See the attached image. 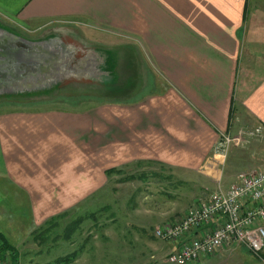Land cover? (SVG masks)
Masks as SVG:
<instances>
[{
	"label": "crops",
	"instance_id": "0c3cea01",
	"mask_svg": "<svg viewBox=\"0 0 264 264\" xmlns=\"http://www.w3.org/2000/svg\"><path fill=\"white\" fill-rule=\"evenodd\" d=\"M73 26L93 45L90 86L0 113V203L25 194L39 225L112 182L169 180L191 199L264 170L251 160L264 150V0H0L5 36L70 42ZM222 135L243 136L227 159ZM196 264H264V248L233 243Z\"/></svg>",
	"mask_w": 264,
	"mask_h": 264
},
{
	"label": "rangeland",
	"instance_id": "374dc122",
	"mask_svg": "<svg viewBox=\"0 0 264 264\" xmlns=\"http://www.w3.org/2000/svg\"><path fill=\"white\" fill-rule=\"evenodd\" d=\"M73 27L75 35L68 39L70 42L49 40L53 47L34 43L42 44L47 49L46 54L65 55L64 66L75 67L88 59L83 56L90 52L93 45H89L85 35L77 31V26ZM62 38L66 39L64 36ZM8 45L15 47L12 42H2L3 54H11L10 49L5 51ZM17 47L19 49H15V52L20 53L21 46ZM95 53L98 52L95 50ZM4 59L2 55L0 60ZM93 59L95 65L99 66L101 58L97 55ZM62 73L60 76L63 78L59 80L49 78L44 81L35 72L34 76L17 78L13 84L10 78L2 82L0 113H9L13 109H40L44 106L40 105L42 100L58 103L65 99V94H71L69 91L76 90L80 95L83 88H88L89 73L85 69L76 72L68 70L67 73L62 70ZM254 154L251 160L264 166V150ZM155 166L153 168L156 170ZM229 169V164H225L222 176L227 178L231 171ZM179 188L169 180L154 181L151 184H141L137 180L133 184L122 185L112 182L96 187L90 195L81 196L79 200L82 199L74 202L66 211L54 214L39 225L32 224L29 214L32 203L29 198L24 194L21 196L22 202H19L16 196L11 195L6 202L0 203V235L3 233L7 242L13 246L12 251L17 252V257L20 258L24 253L21 264H169L164 258L172 247L158 240L153 234L154 229L183 216L187 208L196 204L200 198L205 199L203 197L210 195L218 186L201 185L197 197L191 199L179 195ZM184 188L188 196L191 194L189 190H195V187ZM173 193L177 195L175 199ZM168 194L173 200H166ZM14 213L20 216L23 214L25 218L16 219ZM0 241H3L2 235ZM74 255L77 258L72 261ZM4 261L10 264L9 256H4Z\"/></svg>",
	"mask_w": 264,
	"mask_h": 264
},
{
	"label": "built area",
	"instance_id": "2783aa9c",
	"mask_svg": "<svg viewBox=\"0 0 264 264\" xmlns=\"http://www.w3.org/2000/svg\"><path fill=\"white\" fill-rule=\"evenodd\" d=\"M261 128L249 130L251 138ZM243 136L222 135L215 152L225 159L233 143ZM220 183V182H219ZM264 170L241 174L228 187L219 184L207 200L189 207L175 221L154 229V236L172 247L165 261L169 264H196L229 244H243L259 255L264 248ZM0 264H8L0 257Z\"/></svg>",
	"mask_w": 264,
	"mask_h": 264
},
{
	"label": "water",
	"instance_id": "95a60500",
	"mask_svg": "<svg viewBox=\"0 0 264 264\" xmlns=\"http://www.w3.org/2000/svg\"><path fill=\"white\" fill-rule=\"evenodd\" d=\"M4 38V39H1ZM14 40V41H13ZM2 42L4 43H10L12 42L14 46H7L5 51L7 49H10L12 52L11 54L1 52L3 50V47H1ZM44 44L52 45L49 41L42 42ZM21 46V50L19 51L20 53H16L15 49H19L17 46ZM53 46V45H52ZM14 48V49H13ZM43 48V49H42ZM47 49L43 47L42 44L40 43H34V42H29L26 41L25 39L22 38H16L13 36H5L4 33H1L0 35V57L6 58V60H0V85L2 82H7V80L10 78L9 81L11 83H15L17 78H28L25 76H34L35 72H38V74L44 79L41 80H49L48 76L43 74L44 72L48 71L50 79L56 78V80H59L63 77L62 75V70L63 72L67 73L65 69H62L58 66V58L55 56V54H51L50 57L48 58L49 54H46ZM46 54V55H45ZM39 57H38V56ZM45 57V58H44ZM53 59V64L47 69L43 65V62H46L48 64L51 63V60ZM44 60V61H43ZM57 64V68L54 70L55 74L52 72V69L55 68V65ZM9 72V73H8ZM38 79V78H37ZM9 83V82H8Z\"/></svg>",
	"mask_w": 264,
	"mask_h": 264
},
{
	"label": "bare ground",
	"instance_id": "6f19581e",
	"mask_svg": "<svg viewBox=\"0 0 264 264\" xmlns=\"http://www.w3.org/2000/svg\"><path fill=\"white\" fill-rule=\"evenodd\" d=\"M53 47V46H51ZM43 49V48H42ZM54 55V53H53ZM38 56V55H37ZM55 56L58 58V66L62 69H65V71L67 72L68 70H71V71H79V70H83V69H87L88 66H89V59L87 60H83L81 64L77 65V66H73V65H66L64 66L65 62H66V59H65V55H60L59 53L55 54ZM39 57V56H38ZM50 57V55H48V58ZM45 58V57H44ZM44 61V60H43ZM69 61V58H67V62ZM53 64V59L51 60V63L48 64L46 62H43V65L45 67H47V69ZM55 65V68L52 69V72L54 73V70L57 68V64H54ZM48 71L44 72L43 74H45L46 76L49 77V73H47ZM55 74V73H54ZM41 79H44L43 76L41 77ZM17 80V79H16Z\"/></svg>",
	"mask_w": 264,
	"mask_h": 264
},
{
	"label": "trees",
	"instance_id": "16d2710c",
	"mask_svg": "<svg viewBox=\"0 0 264 264\" xmlns=\"http://www.w3.org/2000/svg\"><path fill=\"white\" fill-rule=\"evenodd\" d=\"M131 180H135V178L134 177H126V181H131ZM92 215V214H91ZM94 216V215H93ZM92 216V217H93ZM79 224V223H78ZM1 236V235H0ZM2 239H3V237H2ZM11 245L8 243V242H6V241H4V239H3V241H0V257L1 258H3L4 259V256L6 255V254H10L11 256H10V264H18V259H17V252L16 251H12L13 249H11ZM13 248V247H12ZM76 258H77V255H74L72 258H71V260L72 261H75L76 260Z\"/></svg>",
	"mask_w": 264,
	"mask_h": 264
},
{
	"label": "flooded vegetation",
	"instance_id": "af4514ba",
	"mask_svg": "<svg viewBox=\"0 0 264 264\" xmlns=\"http://www.w3.org/2000/svg\"><path fill=\"white\" fill-rule=\"evenodd\" d=\"M53 44V43H52Z\"/></svg>",
	"mask_w": 264,
	"mask_h": 264
}]
</instances>
